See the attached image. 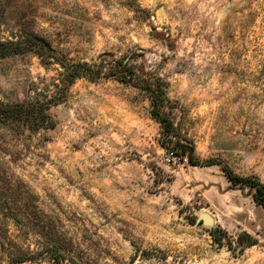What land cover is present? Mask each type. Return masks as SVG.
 <instances>
[{
  "label": "rangeland",
  "instance_id": "rangeland-1",
  "mask_svg": "<svg viewBox=\"0 0 264 264\" xmlns=\"http://www.w3.org/2000/svg\"><path fill=\"white\" fill-rule=\"evenodd\" d=\"M0 28L34 29L73 60L137 50L138 69L166 82L172 122L168 134L135 85L80 78L51 107L53 128H0V264L10 242L41 247L44 231L21 232L10 216L29 199L66 238L94 241L90 264H264V208L221 168L264 183V0H0ZM54 73L33 53L0 58V99ZM178 140L213 163L190 164ZM49 252L17 264H71Z\"/></svg>",
  "mask_w": 264,
  "mask_h": 264
},
{
  "label": "trees",
  "instance_id": "trees-1",
  "mask_svg": "<svg viewBox=\"0 0 264 264\" xmlns=\"http://www.w3.org/2000/svg\"><path fill=\"white\" fill-rule=\"evenodd\" d=\"M9 35L1 36L0 28V58L17 54L33 53L39 59L46 71L54 66L55 73L43 76L37 81H31L28 91L21 100L0 99V128H6L18 136H32L41 131L53 128L55 122L51 116V107L64 102L71 85L80 78L97 81L101 78H113L119 82L137 86L147 94L151 104V114L157 119L166 133H170L172 122L163 115L162 109L168 102L166 82L149 71L138 69L133 57L140 55L133 50L123 56H113L108 52L100 53L95 59L73 60L59 52L51 40L39 34L34 29L19 28L7 29ZM139 70L141 73H139ZM181 154H185L192 165H208L210 161H200L194 154L193 145L177 141ZM227 180L234 186H247L252 189L253 201L264 208V183L257 177L242 176L226 165L221 166ZM28 193V192H26ZM29 195V193L27 194ZM32 197L33 195L30 194ZM29 196V197H30ZM11 219L21 232H43V239L39 237L37 243L39 250L25 252L20 246L10 242L6 253L8 264L31 262L38 259L46 251H50L51 260L60 262L66 260L71 264H90L91 256L98 251L94 241L85 237L80 240V231L74 237L66 238L57 230L55 221H45V214L39 209L36 201L29 199L20 205L9 207ZM213 239L222 244L223 237L220 232L211 230ZM45 235V236H44ZM3 236L0 234L1 247H4ZM239 241L246 245L256 243V238L243 232L239 234Z\"/></svg>",
  "mask_w": 264,
  "mask_h": 264
},
{
  "label": "water",
  "instance_id": "water-1",
  "mask_svg": "<svg viewBox=\"0 0 264 264\" xmlns=\"http://www.w3.org/2000/svg\"><path fill=\"white\" fill-rule=\"evenodd\" d=\"M197 220L201 221L203 224H206V225H210L213 223V218L205 212H201Z\"/></svg>",
  "mask_w": 264,
  "mask_h": 264
},
{
  "label": "built area",
  "instance_id": "built-area-1",
  "mask_svg": "<svg viewBox=\"0 0 264 264\" xmlns=\"http://www.w3.org/2000/svg\"><path fill=\"white\" fill-rule=\"evenodd\" d=\"M175 152L173 151V150H170L166 155H165V157L163 158V160H165V161H170V159L172 158V157H174L175 156V154H174Z\"/></svg>",
  "mask_w": 264,
  "mask_h": 264
}]
</instances>
